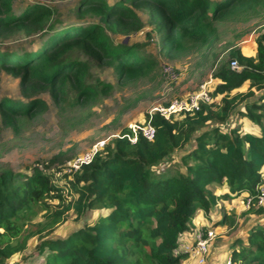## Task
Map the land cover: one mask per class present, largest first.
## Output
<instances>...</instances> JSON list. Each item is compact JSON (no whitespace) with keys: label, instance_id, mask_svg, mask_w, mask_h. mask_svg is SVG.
<instances>
[{"label":"trees","instance_id":"1","mask_svg":"<svg viewBox=\"0 0 264 264\" xmlns=\"http://www.w3.org/2000/svg\"><path fill=\"white\" fill-rule=\"evenodd\" d=\"M75 1L74 20L64 22L42 0L20 11L16 0H0V74L19 77L23 96L0 100L3 126L36 117L47 107L43 92L61 108L107 96L111 82L89 81L95 66L111 67L118 82L128 84L154 73L160 54L174 59L199 52L214 56L217 83L198 110L170 118L147 113L146 121L156 127L153 139L139 131L132 142L135 133L124 126L77 169L67 171L78 155L65 151L30 172L2 165L0 264L17 254L24 257L16 264H181L188 255L181 245L195 231L197 213L210 218L232 196L255 201L264 180V26L252 54L234 41L219 47L230 25L264 18V0ZM147 25L152 28L145 36L134 38ZM118 35L123 39L115 41ZM18 36L35 39L2 47ZM220 49L227 51L222 58ZM244 121L259 133L245 131ZM177 152L180 158L173 161ZM166 160L173 162L159 168ZM254 201L242 214L263 220L251 225L244 240L232 241L229 264H264V205ZM94 208L107 212L65 237L48 236L70 212L82 219ZM220 209L222 220L213 225L236 222L237 216ZM41 213L44 219L37 220ZM33 237L39 242L25 254ZM41 255V262L30 260Z\"/></svg>","mask_w":264,"mask_h":264},{"label":"rangeland","instance_id":"2","mask_svg":"<svg viewBox=\"0 0 264 264\" xmlns=\"http://www.w3.org/2000/svg\"><path fill=\"white\" fill-rule=\"evenodd\" d=\"M33 0H16L15 11L22 10ZM47 5L53 6L62 15L64 22L74 20L71 10H74L75 0H42ZM144 21L146 16L142 14ZM264 26V18L256 17L245 23L230 25L224 33V38L219 47L225 41H234L244 53L255 51V37ZM152 27L147 25L134 38H143L147 30ZM238 35V37H237ZM120 41L123 36L113 37ZM35 39L18 36L5 42L2 47L14 48L15 45L28 44V41ZM133 39V37H132ZM1 44V42H0ZM221 58L227 53L219 50ZM160 66L154 73L132 83H119L116 74L111 67L93 68L94 81L100 78L103 81L111 82L113 88L107 96L101 97L98 101L87 106L64 104L62 108L57 105L48 92L41 93V97L47 102V107L34 118H20L15 126H3L0 122V168L2 165H9L16 171L30 172L31 167L36 164H45L50 158L60 151L67 152L70 157L81 155L95 145L118 136L124 126L137 128L146 121V114L160 103H166L169 99L180 97L195 92L203 85L206 89H213L216 80L213 79L214 56L202 55L199 52H192L174 59L160 54ZM170 63L180 72L179 82L172 83L165 79L161 73V64ZM0 100L3 97L22 99L20 78L6 72L0 74ZM244 130L257 128L244 125ZM182 152V151H181ZM180 158L179 152L173 155V161ZM166 160L159 168L166 169L171 163ZM171 161V162H173ZM220 193L226 190L219 188ZM245 195L232 196L220 201L217 208L213 209L210 218L203 212H198L194 222L196 229L188 233L182 242L181 249L188 251L187 257L181 264H229L231 249L229 245L236 237L246 238L247 232L255 222H261L263 216L252 213L242 214L246 211ZM57 202V201H54ZM237 216L236 222L232 224L227 220L225 223L213 225L214 222L222 220L224 211ZM102 208H94L88 212L86 218L78 219L76 214L70 212L65 220L59 223L48 235L50 237H65L72 231L81 227L84 220L88 221L99 214L106 213ZM41 213L37 220H43ZM217 224V223H216ZM214 230V237L208 244V250L204 253L198 252L194 239L198 232ZM39 238L33 237L29 240L25 254H31ZM24 256L15 255L9 259L8 264H16L22 261ZM44 256H33L30 260L41 262Z\"/></svg>","mask_w":264,"mask_h":264},{"label":"built area","instance_id":"3","mask_svg":"<svg viewBox=\"0 0 264 264\" xmlns=\"http://www.w3.org/2000/svg\"><path fill=\"white\" fill-rule=\"evenodd\" d=\"M231 68L233 70H240V65L238 64L237 60L231 61ZM161 73L162 76L172 83L179 82L180 80V72L179 70L170 63H163L161 66ZM210 95L206 89V86L203 85L195 92H192L185 96L174 97L169 99L166 103H160L153 107L150 113L159 112L161 115L165 116L166 118H170L172 115L178 114L180 112H190L200 109L201 103L203 101L209 102ZM132 130L134 131L135 135L131 137V141L134 142L137 139V134L139 131L148 138L153 139L156 134V127L150 122L145 121L143 125L138 126L137 128L131 126ZM104 145V143L99 145H95L91 149L85 151L83 154L78 155L72 161L69 162V167L67 171H71L72 169L79 168L84 163H89L94 158L95 154L98 150ZM254 198L248 197L246 202V207H250L253 203ZM255 204L257 205H264V180L258 189V194L256 195ZM214 230H208L207 232H198L196 235L195 240V247L198 252H206L208 250V244L211 239H213Z\"/></svg>","mask_w":264,"mask_h":264},{"label":"crops","instance_id":"4","mask_svg":"<svg viewBox=\"0 0 264 264\" xmlns=\"http://www.w3.org/2000/svg\"><path fill=\"white\" fill-rule=\"evenodd\" d=\"M244 51V50H243ZM253 53V52H252ZM252 53H246V54H252ZM247 86V85H246ZM244 124H243V127H244V125H246V123H248V124H250V127H252V128H257L256 126H253L251 123H249L248 121H244L243 122ZM257 130H258V128H257ZM246 131H251V132H254V133H259V131H253V129H249V130H246Z\"/></svg>","mask_w":264,"mask_h":264}]
</instances>
